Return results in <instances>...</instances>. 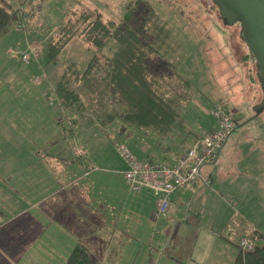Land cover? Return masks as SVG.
<instances>
[{
	"label": "rangeland",
	"instance_id": "rangeland-1",
	"mask_svg": "<svg viewBox=\"0 0 264 264\" xmlns=\"http://www.w3.org/2000/svg\"><path fill=\"white\" fill-rule=\"evenodd\" d=\"M8 1L19 15L10 32L0 40V162L10 170H4V177L2 174L3 198L7 199L3 205H9L13 213L29 211L38 217L40 226L47 224L41 202L54 190L55 170L57 176L64 174L50 164V158L61 152L67 159L80 158L82 174L91 169L86 180L101 181L95 188L89 187L92 197L115 201L123 196L130 207L131 199L138 194L127 183L123 186L117 175L123 159L116 145H126L141 161H160L167 147L172 154L183 156L194 134L203 133L214 124L212 110L221 104L237 127L228 137L218 162L206 169L213 176V184L202 183L210 186L219 199L223 198L224 204L209 201L203 209L205 204L200 198L193 208L198 204L205 221L215 222L216 227L217 223L225 226L224 236L228 238L231 232L234 242L246 230L257 237L264 235V113L258 115L251 110L261 94L256 82L250 86L248 81L253 63L242 61L246 48L239 40V27H224L211 0ZM129 13L131 28L139 27V39L154 50L147 59L146 73L153 88L159 92L163 86L169 92L167 97L172 89L187 97L180 107L184 131L176 133L174 128L165 135L141 123L143 88L137 89L142 98L134 97L131 103L124 101L119 105L110 90L101 100L75 75L82 74L97 56L101 69L93 74V80L98 79L107 64L105 57L112 58L117 52L114 41L106 43L101 51L89 43L85 33L82 35L88 24L101 21L106 28L112 23L119 27L123 21L125 24ZM70 30L76 35L65 43ZM62 78L79 96L64 108L56 92ZM127 106L129 114L113 117L119 109L120 113L125 112L122 109ZM145 191L154 195L150 189ZM191 198H187L177 216L170 214L167 221L165 215L150 217L155 228L149 225L148 218L144 219L138 234L128 233L135 239L115 249L119 259L113 262L177 264L168 257L166 244L171 243L175 224L185 218ZM51 219L54 220L48 223L49 230L34 244L35 264H65L76 245L66 232L64 219L58 213ZM189 219L197 223L194 216ZM140 221L132 213L131 223ZM192 233V229L187 231L190 237ZM262 243L258 240V244ZM157 247L162 248L161 253ZM233 249L238 252L237 246ZM44 256L49 257L48 262L41 260ZM96 258L98 264L106 263Z\"/></svg>",
	"mask_w": 264,
	"mask_h": 264
},
{
	"label": "crops",
	"instance_id": "crops-1",
	"mask_svg": "<svg viewBox=\"0 0 264 264\" xmlns=\"http://www.w3.org/2000/svg\"><path fill=\"white\" fill-rule=\"evenodd\" d=\"M248 81H250L249 78ZM214 125L215 122L205 132L197 133L193 137L192 143L199 136H203L211 131ZM169 129L165 132L166 134H163L167 135V133L169 134L174 130L171 127ZM154 130L157 132V129ZM175 131L176 133L178 132L176 129ZM231 136L232 134L229 138ZM225 145L221 149L218 159L203 167L202 175L204 178L213 180L211 172L206 171V169L218 162ZM163 151L164 155L160 161L154 158H150L149 160L176 164L179 157L182 156L180 154H172L173 151L170 147L165 148ZM57 156L50 158L52 159L50 164L52 163L55 167L58 166L69 177H66L63 173L57 176V170H55L54 177H52L54 180L52 189L54 190L46 194L41 202V212L47 221V224L41 226L38 217L31 212L13 213L8 209L9 205H3V201L6 202L7 199L3 198L4 189L1 187V179L2 174L4 177V170L9 168H6V165L0 162V264H35L36 251H34V244L40 239V236H43L44 231L49 230L47 229L48 227L50 228L48 223L54 220L51 218L54 217L55 213H58L64 219L63 225L66 228V232L72 236L71 240L75 241L76 245L81 242L86 243L89 245L96 261V256H98L101 263L104 260L107 264L111 261V264H115L113 261L119 259L118 254L115 253V249L123 247L124 243L126 245L129 244L130 240L135 239L128 233L138 234L140 225L147 218L149 225L153 228L156 227V224L151 223L150 219V217L152 219L157 218L155 217V195L152 196L143 190L131 199L130 207L128 200H124L123 196H120L119 200L116 199L115 201H109L108 197H92L89 194V187L92 185L95 188L98 183L101 184V181L98 178L86 180V177L91 175V169L82 174V170L79 167L80 158L71 156V158L68 157L67 159V157L62 156L61 152ZM122 164L117 175L122 180L124 186L126 184L124 173L127 170V166L124 161H122ZM6 171L9 172L10 170ZM84 181L86 182L83 183ZM87 181L90 182V186ZM188 197H192V202L186 210L185 218H181L175 224L176 227L172 234L171 243L168 242L166 244V248L170 252L168 257L177 264H233L238 253L233 247L237 246L238 248L241 239L254 233L246 230L245 234L238 236L234 242L231 232L228 238L224 236V233L227 232L225 226L220 227L219 223H217L218 227H216L214 226L215 222L208 223L205 221L204 212L201 208H198V204L195 205L196 208H193L194 204L201 198L203 205L205 204L203 209H205L209 201L211 203L216 202L217 205L219 202L223 204L224 202L223 198L219 199L210 186H205L201 181H197L194 185L187 188L177 189L171 194V207L165 214L166 221L171 218L170 214L173 217L178 215L180 208L186 203ZM118 203L120 204L118 205ZM132 213L138 217V220H141L139 223H131ZM190 215L197 219V223L189 219ZM179 226L181 227L179 228ZM186 229L193 230V233L190 234L192 235L191 237L187 235L188 230L186 232L183 231ZM152 249V247L149 248L150 257ZM156 249L161 253V247H157ZM48 258V256H44L41 260H47L48 262Z\"/></svg>",
	"mask_w": 264,
	"mask_h": 264
},
{
	"label": "trees",
	"instance_id": "trees-1",
	"mask_svg": "<svg viewBox=\"0 0 264 264\" xmlns=\"http://www.w3.org/2000/svg\"><path fill=\"white\" fill-rule=\"evenodd\" d=\"M211 2L216 7L218 19L224 25V27H239L238 37L240 42L244 44L246 48V54L244 55L242 61L246 62L249 60V62L253 63V68H250L252 71V75L250 77V86H253V84L256 82V85L258 86L261 94V98L258 102H256L257 104L262 100L263 92L257 73L256 61L251 58L246 43L240 37L241 25L240 23H236L232 26L225 24L223 19H221L220 17L219 7L212 0ZM18 15L19 10H17L12 3H10L8 0H0V40L10 32L11 28L18 18ZM129 18L130 13L125 18L127 20L125 21V24H122L124 22L123 21L118 27L112 23L110 27L108 26V28H106L105 25H101V21H93L88 24L87 29L85 28L86 30H83V32L81 31L82 35L85 33V38L89 43H91L95 47H99L98 51H101L109 41H114L118 47L116 49V54L112 58L105 57V61L107 64L103 65L102 70L104 72H102V75H100L98 79L93 80V74L97 73L98 69H101L100 67H98L99 61H97V56H94L91 59L87 69L82 74L75 72V75H77V79L82 80L84 84H86V88L88 90L97 92L98 95L101 96V100L110 90L113 94V98H117L119 105L124 103V101L127 103H131L134 97L142 98L141 96H139V92L137 89L140 90L141 88H143L142 91L145 92V95L143 96L144 101L142 102L144 108L141 115L143 116V119H140L141 123L146 127L148 125L154 129H157V131L161 133H165L167 132V130H170V127L172 128V130L173 128H175L179 132L184 131L185 125L181 120L180 107L182 103L187 100V97L183 96L182 93L174 92L173 89L170 90L171 96L167 97L169 96V92L168 90L163 89V86H161L159 92L156 91V88H153V84H151L150 78H147L146 76L148 70L147 59L154 54L153 47L146 46L139 39V35H137L136 33H138L137 30H140V28L136 27L137 30L131 28L132 21H128ZM113 28L115 31V35H112V33L114 32ZM69 33L71 35L68 36L67 39H65V43H67L72 36L76 35L73 34L71 30L69 31ZM175 69H177V67ZM134 78H136L135 81ZM165 79L166 77L163 80ZM251 80L253 83L251 82ZM188 82L189 81L187 80V83ZM68 83L69 82H65V79L62 78L56 85V92L61 102L60 106H62L63 108L65 106H71L74 102V99L77 100L79 98V96L74 92L76 91V89L72 90L68 88ZM96 83L98 84V86H94ZM187 83L185 85L189 86V84ZM139 85L141 86L139 87ZM110 86H112V89H109ZM77 90L79 91L81 89L78 88ZM122 111L125 112L120 113L119 109L117 114L113 115V117L121 116L125 113L129 114L128 106L125 107V109H122ZM110 119H112V117ZM235 126L237 127V125ZM195 135L196 134H194V136ZM200 137L202 136H199L198 138ZM147 161L155 162L152 160ZM157 163L176 165L178 162L176 164H172L169 162ZM258 238L259 240L263 241V243L261 245L257 243L251 250H244L240 246H238V253L233 264H264V235L259 234ZM65 264H98V262L92 255L89 245L81 242L75 245L74 249L69 254Z\"/></svg>",
	"mask_w": 264,
	"mask_h": 264
},
{
	"label": "built area",
	"instance_id": "built-area-1",
	"mask_svg": "<svg viewBox=\"0 0 264 264\" xmlns=\"http://www.w3.org/2000/svg\"><path fill=\"white\" fill-rule=\"evenodd\" d=\"M28 61L29 57L26 56L25 62ZM211 114L216 120L214 128L195 139L176 165L140 161L126 145H116L119 155L127 165L124 176L130 189L135 193L145 189L154 192L157 208L155 217L168 212L171 207L170 196L175 190L187 188L197 181L211 185V179L203 177L202 169L218 159L221 149L236 127L223 105L214 106ZM258 240L257 236H248L241 240L239 246L244 250H251Z\"/></svg>",
	"mask_w": 264,
	"mask_h": 264
},
{
	"label": "water",
	"instance_id": "water-1",
	"mask_svg": "<svg viewBox=\"0 0 264 264\" xmlns=\"http://www.w3.org/2000/svg\"><path fill=\"white\" fill-rule=\"evenodd\" d=\"M220 10L224 23L232 26L240 23V37L256 61L262 100L251 106L256 114L264 113V0H212ZM239 32V31H238Z\"/></svg>",
	"mask_w": 264,
	"mask_h": 264
}]
</instances>
